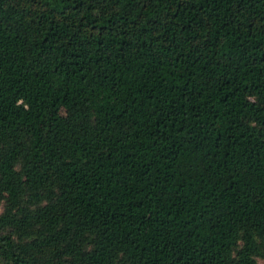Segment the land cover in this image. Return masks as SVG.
Returning a JSON list of instances; mask_svg holds the SVG:
<instances>
[{"label":"trees","instance_id":"1","mask_svg":"<svg viewBox=\"0 0 264 264\" xmlns=\"http://www.w3.org/2000/svg\"><path fill=\"white\" fill-rule=\"evenodd\" d=\"M264 260V0H0V264Z\"/></svg>","mask_w":264,"mask_h":264},{"label":"rangeland","instance_id":"2","mask_svg":"<svg viewBox=\"0 0 264 264\" xmlns=\"http://www.w3.org/2000/svg\"><path fill=\"white\" fill-rule=\"evenodd\" d=\"M257 264H264V260L261 258H257Z\"/></svg>","mask_w":264,"mask_h":264}]
</instances>
